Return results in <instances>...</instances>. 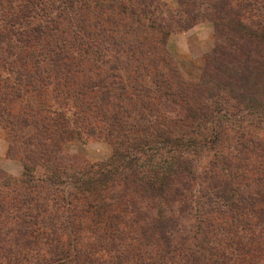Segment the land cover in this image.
<instances>
[{"label":"rangeland","instance_id":"rangeland-1","mask_svg":"<svg viewBox=\"0 0 264 264\" xmlns=\"http://www.w3.org/2000/svg\"><path fill=\"white\" fill-rule=\"evenodd\" d=\"M68 1L37 0L33 9L36 17L30 20L32 23H48V27L54 29H48L51 37L44 39V43H39L33 48L27 47L20 53L32 59L33 56H38L36 54L40 50H44L41 45L46 47V42L52 47L61 45L67 48L64 53L68 57L66 61L68 63L72 61V65L78 67L77 73L66 72L67 80L72 79V83L68 81L69 86L66 88L69 89V94H76L77 90L89 91L78 103H88L92 108L74 126L76 136L70 139L71 135L68 136V139L58 146L60 152H57L59 162L73 168L93 165V169L97 170L98 164L101 165L112 157L120 131L116 126L110 127L108 122H124V125L136 126L142 124L143 127L150 128L146 129L150 133L159 121L154 116L147 115L146 111H137V108L142 107V97L130 96L137 89L151 88L155 91V83L133 82L132 79L137 73L132 66L125 67V63L131 61L133 55L141 56L139 42L144 40L150 42V45L156 36H161L150 29V25L169 23L172 29H169L171 32L160 53L144 56L143 60L148 63V70L153 75L156 71L153 64L158 63L157 69L169 75L170 71L160 66L158 60L164 56L177 72L178 81L189 85L200 83L206 68V57L218 44L214 25L209 20L213 19L211 12L216 11L221 15V18H218L220 23L238 20L264 31V0H157L160 2L158 4L156 0H146L148 3L146 8L152 12V8L155 9L149 16L156 23H138L131 17L130 12L120 11L123 7L130 6L136 11L133 16L140 17L143 9L142 0L132 2L105 0L104 3L98 0H72V10L66 7ZM11 4L12 10L16 11L26 3L24 0H12ZM154 4L162 8V13L157 12ZM1 9L0 27L1 23H6L5 21L10 18L9 14L3 13ZM43 11L51 12V16H42ZM60 11H64L61 15L65 14L67 20L58 16ZM185 11H193L195 18L192 19V14L189 15L191 23H183L188 17ZM204 12L209 13L208 18L203 17ZM74 39L88 45L89 51L86 56L77 51L69 53L70 40ZM222 44H226V40L223 39ZM46 59L45 54L44 61ZM46 62L47 60L41 67L49 69L45 70L46 73L42 72V77L46 80L44 78L46 74L51 76L52 80L55 71H50L49 62ZM28 70L29 75L33 74L34 70L30 67ZM27 73L23 71V80L26 78L24 74ZM15 76V73L0 70V264H180L181 258L176 253L167 259L166 256L162 257L161 251L155 245L146 247L132 244L127 238L130 235L128 229L121 235L125 240L123 237L122 242L120 241L118 232H114L113 227L130 225L127 221L132 219V213L134 216L130 206L125 208L124 200L127 197H124L122 183L102 194L105 203L116 205L115 210L113 209L105 219V216L100 217L93 212L92 198L79 193L72 184H34L33 187L30 186L32 183L28 184L29 173H24V165H30L32 161L26 156H37V152H43L46 145L37 133L34 123L27 126L24 119L33 120L29 104L39 100L43 103L46 95L58 91L52 86L44 85L43 88L38 86L41 95L35 97L34 92H25L16 86ZM136 84H141L142 87ZM189 91L192 92L191 89ZM148 97L154 108L159 107L161 100L156 102L155 96ZM46 100L51 101L50 98ZM145 100L147 102L148 99ZM233 102L224 105L220 103V112H215L219 119L222 118L224 127L229 128L225 134H240L247 140L264 141V122L257 124L258 120L254 114ZM50 105L56 106L54 103ZM33 117L36 122L40 121L37 116ZM4 123L16 127L13 132L17 143L12 144L4 129ZM146 131L138 132V136L147 135ZM203 133L209 135V131ZM16 135L20 136L19 140ZM25 141H28L29 145H25L23 143ZM249 144L251 143H247L248 146ZM12 147L15 149L14 154L10 150ZM234 149L235 146H231L229 150ZM236 152L241 157L239 165L247 169L244 171L247 180L240 183V195L231 200L236 203L242 201L240 202L242 204L254 200L263 201L264 169L262 170L261 159L254 160V155L250 152H240L237 149L232 154L236 155ZM209 158L211 159V156ZM38 159L42 161L44 158ZM200 159L201 168L197 170L199 178L192 182L194 201L199 202L192 205L190 215L188 217L186 215L187 218L182 222L185 224L181 228V233L186 238L195 231L196 218L193 214L201 212L204 204H206L204 211L211 209L223 212L228 209L225 205L231 202L229 198L222 199L219 196L221 194L231 198L227 191L228 186L225 185V178L206 179L204 168L207 167L208 159L202 155ZM225 191L227 194H224ZM120 196L123 200L118 199ZM132 197L138 205L140 195L135 194ZM188 204L191 206V203ZM242 206L245 207V204ZM244 207L239 210L233 209L232 215L228 217L214 215V232L210 236L214 238L210 243H206L205 238L203 246L212 248L217 242L219 246L222 243L228 244L230 247L226 253L229 252L233 259L230 262L227 260L222 262L213 255L207 264H242L247 251L251 254L250 259L259 262L264 260V223L257 219V215L249 212L250 208ZM141 213L145 214L148 211L143 209ZM110 235L115 237L118 244H109ZM189 246L192 249H199L195 245V240L189 239ZM210 250L213 251V248Z\"/></svg>","mask_w":264,"mask_h":264},{"label":"trees","instance_id":"trees-1","mask_svg":"<svg viewBox=\"0 0 264 264\" xmlns=\"http://www.w3.org/2000/svg\"><path fill=\"white\" fill-rule=\"evenodd\" d=\"M11 1L0 0V9L2 7V12H6L10 16L5 21L6 23H1L0 27V70L15 73L16 86L25 92H34V96L41 95L39 87L43 88L44 85L52 86L58 91L46 95L43 103L39 100L29 104L30 115L37 116L40 119L39 122H36L33 116L32 121L28 118L24 119L27 126L34 123L37 133L46 145L43 152H37V156H26L32 161L30 165H24V173H29L28 184L32 183L31 187L37 184H72L79 193L92 198L94 201L93 212L100 217L105 216V219L113 209L115 210L114 206L116 205L105 203L102 194L105 191H110L118 183H122L124 197H127L124 200L125 208L130 206L132 212L134 211V216L132 213V219L127 221V224L130 225L113 227L114 232H118L117 235L121 242L124 237L121 235H124L128 229L130 235L127 238L132 244L146 247L155 245L161 251L162 257L166 256L167 259L176 253L181 258L180 264H207L210 263V257L213 255L217 260L230 262L233 257L229 252L226 253L227 248L230 247L228 244L222 243L219 246L217 242L216 246L212 247V251L210 250L212 248L203 246V241L206 238V243H210L214 238L210 237L214 232V215L231 216L233 209L239 210L244 207L242 206L244 204L247 209L250 208L249 212L257 215V219L264 223V200L255 201L252 199L254 201L243 202L244 204L240 203L242 201L239 203L232 201L235 196L240 195V183L247 180L244 172L247 169L238 163L241 157L237 152L236 155H233L232 152L235 149L240 152H250L254 155V160L261 159L263 170L264 141L247 140L244 135L240 134H225L229 128L224 127L222 118L219 119L215 112H220V103L224 105V103L234 101L254 114L258 120L257 124L264 122V31L257 30L255 26L238 20L220 23L218 18L221 15L216 11L211 12L213 19L209 20L214 25L216 43L218 44L206 57V68L200 78V83L189 85L178 81L177 72L164 56L158 60L161 63L160 66L166 67L170 71L169 75L158 70V63L153 64V69L156 70L153 75L148 70V63L143 60L144 56L160 53V49L166 45L171 32L169 29H172L169 23L150 25L149 28L161 36H156L150 45V42L144 40L139 42L141 56L133 55L131 61L125 63V67L130 65L137 73V76L132 79L133 82L155 83V91L151 88H136V92L133 91L130 96L142 97V107L137 108V111H146L147 115L150 114L149 116H154L159 121L154 129H151V134L146 131L150 128L143 127L142 124L136 126L135 124L124 125V122H108L110 127L116 126L120 131L112 157L103 164H98L97 170L93 169V165L73 168L59 162L58 146L64 143L68 136L71 135L69 139L76 136L74 126L91 110L92 107L88 103H78L89 91L77 90L76 94H69V89L66 86H69V82L72 83V79L67 80L65 74L70 71L73 74L77 73L78 67L72 65V61L70 63L66 61L68 59L64 54L67 50L66 47L61 45L52 47L46 42V47L41 45L44 50H40L36 54L38 56H33L32 59L20 53L27 47L33 48L39 43H44V39L51 37L48 29L54 28L48 27V23H32L30 20V18L36 17L33 9L37 0H24L26 4L16 11L12 10ZM132 1L135 0H129V2ZM98 2L104 3L105 0H98ZM158 3L160 2L156 0V4ZM141 4H143V9H141L140 17L133 16L136 11L130 6H125L120 11L122 13L130 12L131 17L138 23H156L149 16L155 9L152 8V12L146 8L148 4L146 0H142ZM72 6L73 1H68L66 7L70 10ZM154 7L157 8V12L162 13L161 7H157L155 4ZM50 9L52 10V8ZM45 12L43 11L42 16H51V12ZM62 12L60 11L58 16L67 20L65 18L67 11L65 10V14L61 15ZM184 13L188 14V17L183 23H191V18H195L193 11ZM190 14H192L191 18ZM208 14L204 12L203 17L208 18ZM223 39L226 40V44L221 45ZM68 49L71 54L77 51L85 56L89 51L88 45L81 43L78 39L70 40ZM45 54L50 71H55L52 80H50L51 76H46V74L44 77L46 80L42 77V72L46 73L45 70L49 69L41 67L46 61H44ZM11 58H13L12 61ZM29 67L34 70L33 74L29 75ZM23 71L28 72L24 74L26 76L24 80ZM136 86L142 87L141 84H136ZM190 89L192 92L189 91ZM150 95L156 97L154 99L156 102L161 100L159 107H153L148 97ZM215 97L219 98L216 100ZM47 98H50L51 103L46 100ZM62 98L63 100H61ZM145 99H148L147 102ZM52 103L56 106L50 105ZM14 128L16 129L15 126L4 123V129L12 144L18 142L13 132ZM145 131L148 133L147 135L138 136V132ZM207 131H209V135L203 133ZM23 143L29 145L28 141ZM247 143L253 145L249 144L248 146ZM231 146H235L232 151L229 150ZM10 150L14 154L15 149L12 147ZM201 155L207 156L208 159L207 167L204 168L206 179L225 178V185L228 186L227 191L231 198L221 194L219 196L222 199L232 200L225 205L228 209L223 212L211 209L204 211L206 206L204 204L201 212L197 215L193 214V217L196 218L195 231L188 235L189 238H186L181 233V228L185 224L182 222L190 215L192 205L199 202L194 201L192 182L199 178L197 170L201 168ZM139 156L141 158L143 156V158L141 159ZM38 158L44 159L38 161L40 160ZM67 178L70 181L66 180ZM25 183L27 182L25 181ZM227 191L224 194H227ZM135 194L140 195L138 205L132 197ZM121 197L118 199L123 200ZM188 202L191 203V206ZM143 209H147L148 213H141ZM110 234L112 235V233ZM111 235L108 236L109 244H118L115 237ZM113 239L114 241H112ZM189 239L195 240V245L199 249L188 247ZM108 241L105 242L108 243ZM217 248L219 251H216ZM245 255L242 264H264V260L259 262L250 259L249 251Z\"/></svg>","mask_w":264,"mask_h":264}]
</instances>
